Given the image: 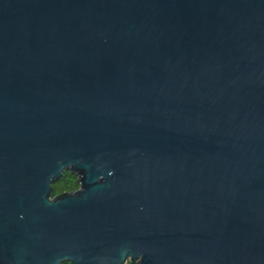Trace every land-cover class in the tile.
<instances>
[{
    "label": "water",
    "instance_id": "1",
    "mask_svg": "<svg viewBox=\"0 0 264 264\" xmlns=\"http://www.w3.org/2000/svg\"><path fill=\"white\" fill-rule=\"evenodd\" d=\"M125 261L264 264V0H0V264Z\"/></svg>",
    "mask_w": 264,
    "mask_h": 264
},
{
    "label": "trees",
    "instance_id": "2",
    "mask_svg": "<svg viewBox=\"0 0 264 264\" xmlns=\"http://www.w3.org/2000/svg\"><path fill=\"white\" fill-rule=\"evenodd\" d=\"M52 188H53V196L62 193L76 191L79 189L77 176L70 172H65L62 178L52 185ZM62 264H70V263L64 262ZM127 264H135V263L127 262Z\"/></svg>",
    "mask_w": 264,
    "mask_h": 264
},
{
    "label": "clouds",
    "instance_id": "3",
    "mask_svg": "<svg viewBox=\"0 0 264 264\" xmlns=\"http://www.w3.org/2000/svg\"><path fill=\"white\" fill-rule=\"evenodd\" d=\"M124 264H127V262L125 261Z\"/></svg>",
    "mask_w": 264,
    "mask_h": 264
}]
</instances>
